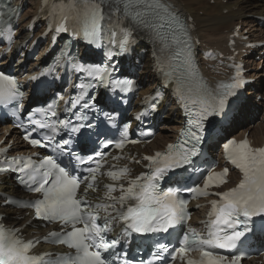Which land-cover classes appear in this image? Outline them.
<instances>
[{"label": "snow or ice", "instance_id": "6c2138e0", "mask_svg": "<svg viewBox=\"0 0 264 264\" xmlns=\"http://www.w3.org/2000/svg\"><path fill=\"white\" fill-rule=\"evenodd\" d=\"M71 10L75 12L78 26L70 32L65 18L55 29L56 33L70 32L74 38L82 39L96 48L103 46V22L106 19L109 22L116 21L104 52L109 61L129 50L135 42L137 32L148 33L159 48L157 70L167 84L174 85L173 94L188 120L177 143L167 145L163 152L142 157L148 162L147 172L130 179V169L127 166L117 169L112 165L111 170L102 173V161L108 154L96 151L98 146L108 148L113 145L123 151L126 144H138L142 141L130 139L127 127L122 130L119 139L101 141L99 138L108 134L109 124L115 125L116 118L113 113L116 108L111 112L95 108L88 102L94 99L88 96V89L110 88L117 94L112 103L119 106L121 102H126L127 94L137 88V82L132 78L114 77L113 73L118 71L114 63L92 64L70 57L66 46L57 60V65L68 61L73 72L82 74L77 85L80 91L65 109L72 115L70 118L53 121L51 118L56 117L57 112L54 106L49 105L46 110H42V119L28 117L33 127L26 129L24 135V139L34 147L54 145L60 156L67 157L66 163L61 166L51 156L39 163L31 157H5L0 160V173L23 174L20 182L28 191L39 194V198L29 201L5 197V204L31 209L36 219L58 223L63 228L70 229L51 232L43 239L45 242L67 245L75 253L46 261L45 256L33 252L40 243L39 239L26 241L20 235L19 229H9L0 223V264H145L144 260L137 261L135 257L129 259L123 250L115 251L120 240L106 236L113 223L121 224L122 239L130 238L133 234H168L165 238L168 243H155L156 251L147 264L165 261V254L170 257L165 264H171L178 257L183 259L192 251L200 252V260L197 262L187 259L186 264H241L244 258L242 254L237 253L229 258L214 249L234 252L238 246H242V238L252 231L254 218H260L255 220V226L264 230V147H253L247 139H228L224 143L226 159L242 174L237 186L229 191L209 192L210 188L227 183V168L221 172L209 168L202 186H187L188 180L185 177L186 174L199 170L198 165L204 159L202 145H205V133L207 132L210 143L216 138L224 122L232 123L237 118L234 113L238 112L239 101L230 98L236 97L237 89L246 83L242 78V69L236 67V74L231 82L221 83L215 89L210 88L194 67L189 25L166 0H73ZM12 11L15 12V9ZM124 21L127 23H122ZM116 28L119 33L115 31ZM4 31L12 34L10 27H5ZM117 35L119 39H116ZM51 71L52 69L46 68L40 72V76H48ZM29 79L35 82L39 77L33 75ZM45 86L46 82L40 80L36 84L37 92ZM24 95L15 77L0 72V105L22 101ZM151 99L156 103H151L149 108L155 111L163 97L157 92ZM78 105L80 110L74 112ZM83 109L97 112V116L89 120ZM147 114L148 111L141 112L136 119L142 121V117ZM213 117H222L223 120L213 119L208 123ZM97 120L99 123H96ZM17 126L25 127L22 123ZM42 129L47 130L43 133V141L31 138L33 132H40ZM62 132L67 134L66 138L57 141L56 136ZM140 135L152 136L153 133L142 131ZM6 152L7 148L0 150V156H4ZM122 158L113 157L115 160ZM134 162L140 163L139 160ZM81 165L88 167L80 168ZM78 170L88 175L80 176L77 174ZM101 175H106L113 183L104 185L103 197L94 203L89 202L88 192L98 190L96 181ZM165 177L174 186L162 189L160 184ZM121 180H127V186L119 183ZM82 183L85 187L81 192ZM117 191L120 195H113ZM184 192L197 197L219 196L218 201H211L206 238L194 230L182 235L170 232V229L175 230L190 219L187 211L188 200L182 196ZM101 220L103 223H98ZM174 241L178 246L170 251ZM104 253L109 255L105 256Z\"/></svg>", "mask_w": 264, "mask_h": 264}, {"label": "bare ground", "instance_id": "6f19581e", "mask_svg": "<svg viewBox=\"0 0 264 264\" xmlns=\"http://www.w3.org/2000/svg\"><path fill=\"white\" fill-rule=\"evenodd\" d=\"M177 6L180 12L186 18H192L195 26V34L200 38L201 42L212 48L213 46H221L225 42L227 34L232 33L234 27L237 24L246 25L247 21L244 20L245 16H264V0H258L255 3H251L248 0H170ZM262 1V2H261ZM31 7L33 5L34 9L38 8L39 0H29ZM30 12V11H29ZM148 62V60H146ZM250 62V61H249ZM250 64V63H249ZM141 75L146 76L150 81L154 82V75L152 73V68L146 65ZM253 77L257 74H253ZM155 84L153 85V87ZM153 87L147 89L149 91ZM254 96L258 93L256 89L252 92ZM251 94V93H250ZM261 93L259 92V95ZM255 103L254 101L251 102ZM246 105H242L240 109V119H236L235 127H240L246 124L247 121L252 117V110H260V107H254L250 109V101H247ZM258 106V105H257ZM254 116V113H253ZM244 118V122L241 123V119ZM177 120V117L173 118ZM245 129L243 132L248 131ZM250 135L255 139L256 142H260L264 139V128L263 126L257 127L250 132ZM4 135L0 137L3 139ZM162 136H158L154 141L153 147H155L160 140L162 141ZM9 188V183L4 182L0 186V191H4ZM6 214H9L10 210H4ZM22 216V215H21ZM26 219L25 221H27ZM40 228H36L39 232ZM40 234V233H38Z\"/></svg>", "mask_w": 264, "mask_h": 264}, {"label": "rangeland", "instance_id": "374dc122", "mask_svg": "<svg viewBox=\"0 0 264 264\" xmlns=\"http://www.w3.org/2000/svg\"><path fill=\"white\" fill-rule=\"evenodd\" d=\"M249 2H251V3H255L256 1H258V0H248ZM262 2V1H261ZM244 19H246V20H248L247 21V23H252L251 21L253 20L251 17H249V16H246ZM249 24H246V26H244V25H242L243 26V29L245 28H249V29H251V32H255V33H258V32H260V30L258 29V30H256L257 28L255 27V26H253V25H249ZM237 25H240V24H237ZM248 25V26H247ZM260 75H262L260 78H259V81L261 80L262 81V90H263V93H264V70H262L260 73H259ZM257 91V90H256ZM260 92V91H259ZM262 97H263V95L262 94H260ZM261 104H262V101L260 102H256V103H251V107H250V109H252V108H254V107H260V109H261ZM258 105V106H257ZM254 109H256V108H254ZM252 117L250 118V120L249 121H251V120H253V119H255V120H257L258 119V115H257V113H260V110H259V112H258V110H256V111H253L252 110ZM253 113H254V116H253ZM264 115V114H263ZM249 121H247L246 123H248ZM259 124H264V117H263V119H261L257 124H252V123H250V125L248 126V127H251V129H253V127H254V129L255 128H257L256 126H258ZM260 127V126H259ZM244 128V127H243ZM263 128H264V126H263ZM246 129H249V128H246ZM253 129V130H254ZM253 130H248L249 132H253ZM171 135H172V132H170V131H166V132H164V134H163V136H167L166 138L167 139H169L170 137H171ZM1 136H3V135H1ZM163 136L161 137L162 138V140H163ZM161 141V140H160Z\"/></svg>", "mask_w": 264, "mask_h": 264}]
</instances>
